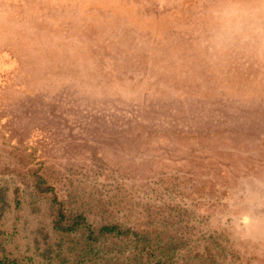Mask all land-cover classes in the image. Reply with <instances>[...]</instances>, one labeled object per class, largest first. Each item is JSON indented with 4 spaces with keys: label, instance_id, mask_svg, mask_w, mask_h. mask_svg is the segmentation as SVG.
<instances>
[{
    "label": "rangeland",
    "instance_id": "obj_1",
    "mask_svg": "<svg viewBox=\"0 0 264 264\" xmlns=\"http://www.w3.org/2000/svg\"><path fill=\"white\" fill-rule=\"evenodd\" d=\"M0 0V261L264 264V0Z\"/></svg>",
    "mask_w": 264,
    "mask_h": 264
},
{
    "label": "clouds",
    "instance_id": "obj_2",
    "mask_svg": "<svg viewBox=\"0 0 264 264\" xmlns=\"http://www.w3.org/2000/svg\"><path fill=\"white\" fill-rule=\"evenodd\" d=\"M229 6L221 9L217 15L227 32L239 31L243 26V17L247 14L244 10L236 7L232 0H228Z\"/></svg>",
    "mask_w": 264,
    "mask_h": 264
},
{
    "label": "trees",
    "instance_id": "obj_3",
    "mask_svg": "<svg viewBox=\"0 0 264 264\" xmlns=\"http://www.w3.org/2000/svg\"><path fill=\"white\" fill-rule=\"evenodd\" d=\"M0 264H16L14 262L0 261Z\"/></svg>",
    "mask_w": 264,
    "mask_h": 264
}]
</instances>
